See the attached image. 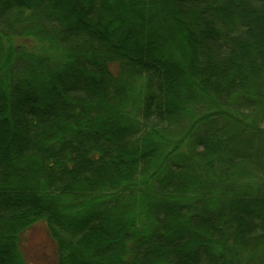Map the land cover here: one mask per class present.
Returning a JSON list of instances; mask_svg holds the SVG:
<instances>
[{
  "label": "trees",
  "instance_id": "trees-1",
  "mask_svg": "<svg viewBox=\"0 0 264 264\" xmlns=\"http://www.w3.org/2000/svg\"><path fill=\"white\" fill-rule=\"evenodd\" d=\"M41 221L53 264H264V0H0V264Z\"/></svg>",
  "mask_w": 264,
  "mask_h": 264
},
{
  "label": "rangeland",
  "instance_id": "rangeland-1",
  "mask_svg": "<svg viewBox=\"0 0 264 264\" xmlns=\"http://www.w3.org/2000/svg\"><path fill=\"white\" fill-rule=\"evenodd\" d=\"M111 70L117 74L118 65L113 64ZM21 249L29 264H53L56 260V246L44 221L38 222L22 235Z\"/></svg>",
  "mask_w": 264,
  "mask_h": 264
}]
</instances>
